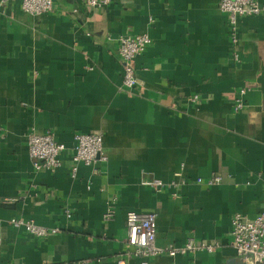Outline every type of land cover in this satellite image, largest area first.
Instances as JSON below:
<instances>
[{
	"label": "crops",
	"instance_id": "0c3cea01",
	"mask_svg": "<svg viewBox=\"0 0 264 264\" xmlns=\"http://www.w3.org/2000/svg\"><path fill=\"white\" fill-rule=\"evenodd\" d=\"M219 2L54 0L41 15L2 4L0 264H141L125 256L130 210L157 213L159 245L219 244L150 264H244L232 217L264 208V13L239 16L233 42ZM137 34L152 43L127 90L118 46ZM47 130L68 147L102 132L108 158L73 176L66 152L37 171L28 138ZM17 217L60 231L36 237Z\"/></svg>",
	"mask_w": 264,
	"mask_h": 264
},
{
	"label": "built area",
	"instance_id": "2783aa9c",
	"mask_svg": "<svg viewBox=\"0 0 264 264\" xmlns=\"http://www.w3.org/2000/svg\"><path fill=\"white\" fill-rule=\"evenodd\" d=\"M10 0H0L2 4ZM89 6H103L111 0H84ZM24 11L32 15H41L54 9V0H20ZM219 7L229 19L231 37L233 42L237 40V23L241 15H258L264 13V3L260 0H220ZM152 43L148 34L125 35L120 38L118 53L123 65L122 85L127 90H133L139 85L136 74V60L142 56ZM237 57V54H236ZM198 97L195 96L194 99ZM244 107L243 101H237L235 110ZM28 147L33 167L35 170H56L63 164L62 155L66 152L72 156V174L78 171V164L92 165L98 161H106L104 151V134L102 132H81L74 136V145L68 147L57 140L51 130L42 133L33 132L28 138ZM221 176L212 175L207 179L199 177L198 182H204L209 186L220 183ZM147 185L160 188L163 182L154 180ZM67 215L71 217V213ZM128 235L126 239L127 258L139 257L141 264H150V260L161 254L176 256L200 250L214 251L218 243H196L187 241L182 246H162L157 242V213L130 210L127 212ZM11 224L16 228H24L29 234L36 237H45L60 231L58 227L50 228L37 224L33 220L13 218ZM233 246L244 264H264V208L255 217H248L236 213L232 217ZM117 264H128L125 257H119Z\"/></svg>",
	"mask_w": 264,
	"mask_h": 264
}]
</instances>
